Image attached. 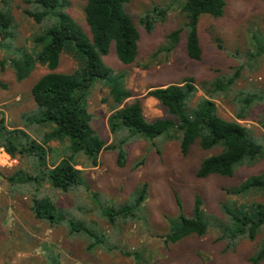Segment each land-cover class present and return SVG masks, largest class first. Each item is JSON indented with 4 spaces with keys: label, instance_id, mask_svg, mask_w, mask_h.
I'll list each match as a JSON object with an SVG mask.
<instances>
[{
    "label": "rangeland",
    "instance_id": "obj_1",
    "mask_svg": "<svg viewBox=\"0 0 264 264\" xmlns=\"http://www.w3.org/2000/svg\"><path fill=\"white\" fill-rule=\"evenodd\" d=\"M67 1L69 7L65 13L89 33L82 10L85 0ZM179 3L180 0H129L124 11L138 31V55L133 64H122L111 43L103 62L111 69V77L131 93L124 103L138 99L147 121L164 115L156 100L146 96L153 87L192 78L197 86L190 104L193 107L200 98H207L214 91L217 81L228 86L233 80L226 92L213 96L217 114L231 121L235 119L233 99L236 95L244 92L245 96L264 85V52L258 53L264 50V1L227 0L221 17L201 15L197 26L202 50L199 61L186 56L184 33L174 50L167 48L168 34L180 28L184 20ZM9 8L14 23L13 46L29 50L30 37L38 26L23 14L27 5L22 0H10ZM145 15L153 19L151 31L141 22ZM5 55L0 49V59ZM75 67L69 54L63 53L56 72L70 73ZM45 73L47 69L37 65L18 83L9 68L0 72V82L6 86L0 85V108L8 125H21L20 115L33 111L29 90ZM108 95L107 85L95 83L89 93L87 110L95 134L115 149L101 151L95 167L83 154L75 156L83 179L67 193L54 191L44 184L42 193L61 210L57 214L61 217L56 218L52 226L36 220L30 211L29 194H22L7 182L13 173H35L39 167L29 158L15 159L11 164L0 160V165L5 166L0 171V264H251L250 258L262 235L254 241L240 239L235 248L228 251L225 242L216 240L219 234L214 226L204 236L193 235L175 244L164 243L163 236L178 215L176 197L185 216H189L194 196L198 194L210 225L218 219L224 220L223 203H264V193H250L245 198L226 194V189L264 173V161L239 167L231 177L211 175L199 179L195 174L202 159L219 150L204 151L195 143L183 156L178 142L168 141L165 136L149 141L137 140L135 135L122 132L111 134L107 122L110 109L108 103L103 102L104 98L111 100ZM263 116L264 102L257 101L247 120L240 121L257 142L264 133L255 121ZM41 130L48 131L46 127ZM28 132L39 139L37 129ZM44 147L48 164L59 161L66 153L65 142H50ZM119 149L126 153L123 166L117 165ZM141 159H144L143 164L135 168ZM142 182L148 183V197L134 210L135 222L115 231L116 226L109 224L106 217L102 218L103 213L122 205ZM95 239L110 240L118 249L135 253L138 258L122 256L118 251L108 254L88 250L87 245Z\"/></svg>",
    "mask_w": 264,
    "mask_h": 264
},
{
    "label": "trees",
    "instance_id": "obj_2",
    "mask_svg": "<svg viewBox=\"0 0 264 264\" xmlns=\"http://www.w3.org/2000/svg\"><path fill=\"white\" fill-rule=\"evenodd\" d=\"M9 1L0 0V49L6 52L0 59V72L9 68L19 83L37 65L47 69V73L40 76L29 90L34 108L20 115L21 125H8L0 108V148L13 159L20 161L29 158L39 167L35 173L19 171L7 178L11 186L19 189L22 194H29L30 211L36 220L52 226L56 218L61 217L57 215L61 210L47 194L42 193L41 188L47 184L54 191L67 193L80 185L82 171L77 169L75 156L83 154L95 167L101 151L115 149L114 145H106L90 126L87 101L92 86L97 82L109 88L108 96L111 100L104 98L103 102L108 103L110 109L107 122L111 134L122 132L135 135L137 140L149 141L165 136L168 141L178 142L183 156L195 143L204 151L219 150L202 159L195 174L199 179L211 175L231 177L239 167L253 166L264 161V135L257 142L251 131L240 123L247 120L257 101L264 102V85L262 89L252 90L245 96L244 92L236 95L233 99L235 119L231 121L217 114L213 96L226 92L233 80L228 86L217 81L215 92L207 98H200L193 107L190 104L197 86L192 78L149 89L146 96L156 100L164 113L152 121H147L143 116L138 99L130 104L124 103L131 97V93L116 82V78L111 77V69L102 58L108 54L112 43L119 62L125 65L135 62L139 35L124 11V5L129 0H85L82 10L89 33L65 13L69 7L67 0H22L27 5L23 14L38 26L30 37L29 50L13 46L15 33ZM226 1L180 0L179 12L184 20L180 28L168 34L167 48L174 50L181 33H184L186 56L199 61L202 56L197 29L199 18L203 14L213 18L221 17ZM141 22L151 31L152 17L145 15ZM263 52L258 51L259 54ZM63 53L69 54L75 62L76 67L70 73L56 72ZM0 85L6 87L1 82ZM255 122L264 133V116L258 117ZM42 127L48 131H42ZM34 128L40 132L41 142L28 132ZM50 142H65L66 153L59 161L48 164V153L44 146ZM125 159L126 153L119 149L117 165L123 166ZM143 162L144 159L138 161L135 168ZM250 193H264V173L250 176L237 186L226 189V194L234 197L245 198ZM147 197L148 183L142 182L127 201L116 209L104 212L102 218L106 217L109 224L116 226L115 231H119L122 226L135 222L134 210ZM175 202L178 215L172 220L168 233L163 236L164 243L175 244L193 235L204 236L214 226L219 234L216 240L225 242L226 251L233 250L240 239L254 241L262 235L250 263L259 264L264 261V203H223L221 210L224 220L218 219L210 225L203 214L202 200L198 194L194 196L189 216L183 213L177 197ZM100 240L89 242L86 248L108 254L118 251L122 256L137 260L135 253L118 249L110 240Z\"/></svg>",
    "mask_w": 264,
    "mask_h": 264
},
{
    "label": "crops",
    "instance_id": "obj_3",
    "mask_svg": "<svg viewBox=\"0 0 264 264\" xmlns=\"http://www.w3.org/2000/svg\"><path fill=\"white\" fill-rule=\"evenodd\" d=\"M0 160H6L9 161V164H11V162L15 161V159L11 158L9 155H7L5 152L4 154H0ZM5 168V166H1L0 165V171H2V169ZM44 186V185H43Z\"/></svg>",
    "mask_w": 264,
    "mask_h": 264
},
{
    "label": "built area",
    "instance_id": "obj_4",
    "mask_svg": "<svg viewBox=\"0 0 264 264\" xmlns=\"http://www.w3.org/2000/svg\"><path fill=\"white\" fill-rule=\"evenodd\" d=\"M0 154H4V151L2 148H0Z\"/></svg>",
    "mask_w": 264,
    "mask_h": 264
}]
</instances>
